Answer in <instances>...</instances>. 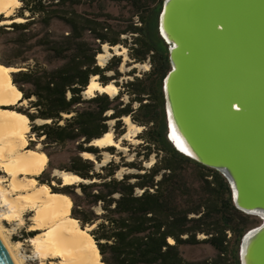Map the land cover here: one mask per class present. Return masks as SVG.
Listing matches in <instances>:
<instances>
[{"label": "trees", "instance_id": "16d2710c", "mask_svg": "<svg viewBox=\"0 0 264 264\" xmlns=\"http://www.w3.org/2000/svg\"><path fill=\"white\" fill-rule=\"evenodd\" d=\"M18 1L14 18L0 16V65L15 70L11 85L21 95L8 110L30 123L35 141L26 150L47 158L35 182L70 200V219L93 240L100 263L239 264L241 238L259 221L234 209L219 174L179 155L166 139L162 82L169 60L157 30L164 0L125 26L79 13V0ZM102 46L127 50L130 61L148 64L149 71L122 86L114 99L98 93L86 98L92 78L107 87L112 80L105 75L117 73L121 64L113 57L101 69ZM124 118L143 128L140 152L130 164L100 166L102 154L113 155L114 149L92 143L109 133V122L117 142L125 134ZM38 144L42 149L35 151ZM61 156L66 159L58 161ZM152 156L155 163L144 167ZM123 168L131 173L119 179ZM53 172L79 182L63 185ZM197 246L210 247L215 257L185 261L181 249Z\"/></svg>", "mask_w": 264, "mask_h": 264}, {"label": "water", "instance_id": "95a60500", "mask_svg": "<svg viewBox=\"0 0 264 264\" xmlns=\"http://www.w3.org/2000/svg\"><path fill=\"white\" fill-rule=\"evenodd\" d=\"M169 72L166 139L219 174L234 209L259 224L239 264H264V0H164L158 17ZM0 264H14L0 238Z\"/></svg>", "mask_w": 264, "mask_h": 264}, {"label": "bare ground", "instance_id": "6f19581e", "mask_svg": "<svg viewBox=\"0 0 264 264\" xmlns=\"http://www.w3.org/2000/svg\"><path fill=\"white\" fill-rule=\"evenodd\" d=\"M19 5L17 0H0V16H8ZM18 22H20L18 20ZM114 49V48H113ZM104 55L97 57L98 65L106 59V46H103ZM14 69H8L0 65V107L16 105L21 95L11 85V74ZM90 80L84 93L89 98L96 93L115 97L117 89L112 85L101 87L96 81ZM129 130L139 131L128 118L123 119ZM29 132V121L14 112L0 110V163L3 172L9 177V187L12 193H26L12 205L13 214L17 216L19 210L24 207L35 208L33 217L34 229L45 231L44 239L33 241V247L38 259L43 263L48 260H57L56 264H101L100 256L93 240L86 232H82L77 222L70 219L71 202L68 198L51 194L47 187H36L33 180H20V176L26 178L36 174L45 160L42 154L35 152L18 153L25 146ZM97 148H109L116 146L110 133L102 139L94 141ZM40 155V156H36ZM89 158L88 155H83ZM63 185H73L79 180L71 175L61 174ZM0 194L4 191L0 189ZM0 238L4 243L14 264H21L15 257L2 230ZM171 243V242H170Z\"/></svg>", "mask_w": 264, "mask_h": 264}, {"label": "rangeland", "instance_id": "374dc122", "mask_svg": "<svg viewBox=\"0 0 264 264\" xmlns=\"http://www.w3.org/2000/svg\"><path fill=\"white\" fill-rule=\"evenodd\" d=\"M18 1V0H17ZM81 2L80 7L77 8L79 13H86L93 18H99V20H109L114 21L116 24H120L122 26L127 25L130 21L137 22V16L139 12L145 7H154L157 5L159 0H124L123 2L117 0H79ZM19 2V1H18ZM21 7V4L12 10L11 14L8 16H4V19L14 18L17 10ZM22 22L21 20H19ZM13 22L20 23L18 20ZM12 22H10L11 24ZM7 24V23H6ZM9 24V23H8ZM4 25V24H3ZM102 55H104L103 46L101 47ZM106 59L101 63V65H97L103 69L107 66L110 60L113 57L120 58L121 64L117 70V73H108L105 76L107 78H111L110 85L117 89L118 93L115 97H109L110 99H114L119 95L120 89L126 83L131 82L134 78H141L146 72L149 71L148 64L140 65L134 64L132 61L128 59L127 50L116 47L109 48L106 46ZM98 81V78L97 80ZM86 98H89L86 96ZM123 104L128 103V99L124 97L120 100ZM0 107L1 111H9L8 109L14 107ZM109 116V115H108ZM130 121V120H129ZM122 124L125 129V134L117 140L114 139V122H109V133L112 135L114 143L116 146L109 147L114 149L113 155L109 153L102 154V162L100 166H104L109 162H115L116 164H120L121 166L124 164L132 163L135 158L137 152H140L138 148H140L142 142L140 141V135L143 132V128H140L139 131L129 130L127 126H125V121L122 119ZM137 127V126H135ZM138 128V127H137ZM29 132H30V123H29ZM29 132L27 134V139L25 142V146L22 147L18 153L23 154L27 151V147L29 146V142L35 141L34 137H30ZM42 147L40 144L36 145L35 151L41 150ZM99 149H108V148H99ZM84 158V157H83ZM65 156L59 157L57 160H65ZM89 159V158H84ZM90 160H94L93 157H90ZM141 160V159H140ZM139 160V161H140ZM155 163V156L149 158V162L143 163L144 167L150 168ZM99 165L96 166V169H99ZM46 170V168H45ZM44 170V171H45ZM43 171V172H44ZM131 173L127 169H122L117 178H121L122 176ZM58 172H53V176L57 178H61ZM20 180H33L34 176H23L19 177ZM62 180V179H61ZM63 183V182H62ZM39 186H37L38 188ZM0 189L4 191V194H0V229L4 234L5 238L8 241L9 246L12 248L16 259L21 264H56L57 260H48L41 263L38 259V256L35 254L33 241L36 239H44L45 231L35 230L34 229V221L33 217L35 215V208L24 207L19 210V214L17 216H12L13 209L12 205L15 201L21 200V197L25 196L26 193H12L10 192L9 187V177L3 172L2 166L0 163ZM71 215V214H70ZM34 234L32 238L27 237V234ZM199 240H203V237H199ZM182 257L187 262H202L206 260L213 259L215 257V252L208 246H197V247H185L181 249Z\"/></svg>", "mask_w": 264, "mask_h": 264}, {"label": "crops", "instance_id": "0c3cea01", "mask_svg": "<svg viewBox=\"0 0 264 264\" xmlns=\"http://www.w3.org/2000/svg\"><path fill=\"white\" fill-rule=\"evenodd\" d=\"M36 156H40V155H37V154H35ZM44 156V155H43ZM44 158H45V160H43V164H42V166L40 167V170L36 173V174H33V175H31V176H34V178L35 177H37V176H39L44 170H45V168L47 167V163H48V161H47V158L44 156ZM21 177V176H20ZM33 181L35 182V180L33 179ZM35 185H36V187L38 186L37 185V183L35 182Z\"/></svg>", "mask_w": 264, "mask_h": 264}]
</instances>
